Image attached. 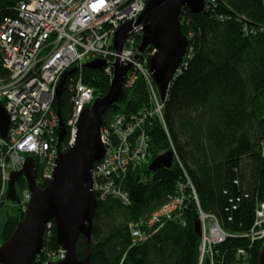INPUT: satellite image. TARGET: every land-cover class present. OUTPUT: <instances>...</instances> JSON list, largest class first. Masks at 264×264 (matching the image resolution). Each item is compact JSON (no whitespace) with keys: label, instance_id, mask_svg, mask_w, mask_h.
Instances as JSON below:
<instances>
[{"label":"trees","instance_id":"trees-1","mask_svg":"<svg viewBox=\"0 0 264 264\" xmlns=\"http://www.w3.org/2000/svg\"><path fill=\"white\" fill-rule=\"evenodd\" d=\"M5 3L0 5L1 21L11 15ZM180 18L192 56L164 100L166 129L158 117L146 126L150 162L129 172L123 182L130 205L117 199L98 202L90 243L83 235L77 242L80 259L91 249V264H260L262 242L252 244L239 235L252 227L257 202H264V0H216L213 10L200 14L182 7ZM82 75L96 97L110 90L104 71L85 65ZM67 84L54 103L65 124L71 113ZM150 107L146 81L140 77L132 87L124 86L118 103L105 114L103 127L116 115L133 116ZM68 139L69 134L62 148ZM170 150L175 154L172 167L150 171L152 160ZM34 160L38 184L44 189L48 181ZM188 179L202 210L215 215L232 236L201 262L202 235L195 230L198 207L191 199L180 217L165 223L148 241L133 245L129 224L149 219ZM16 186L27 187L24 175ZM23 218L24 210L17 206L7 217L0 244ZM59 248L52 221L35 264H45L49 252ZM240 249L246 250L245 257L238 255Z\"/></svg>","mask_w":264,"mask_h":264},{"label":"built area","instance_id":"built-area-1","mask_svg":"<svg viewBox=\"0 0 264 264\" xmlns=\"http://www.w3.org/2000/svg\"><path fill=\"white\" fill-rule=\"evenodd\" d=\"M3 2L7 3L11 15L0 21V104L9 116L10 125L7 136H0V208L10 202L7 192L11 175L23 169L28 158L39 162L43 180L49 182L52 178L58 155L59 117L54 103L60 80L66 72L75 71L72 74H76L75 77L70 75L65 83L66 87L68 81L72 107L66 125L70 136L68 147L64 146L66 150L73 144L83 112L91 108L97 98L95 90L83 83L82 75L86 63L96 59L107 63L103 71L111 82L113 64L117 60L130 65L124 86L130 88L142 77L149 92V109L133 116L116 115L109 126H102L105 155L93 169V191L98 202L117 199L123 205H130L123 182L129 172L150 162L151 140L146 126L152 118L158 117L166 129L165 99L150 71V61L156 50H146L139 55L144 26L137 22L149 1L0 0V5ZM215 7L216 0H205L203 11L209 12ZM127 23H132V29L118 53L114 38L118 29ZM191 52L188 53L187 48L174 78L187 67ZM61 150L64 151L62 145ZM17 192V206L25 211L31 198L28 185ZM196 193L189 179L181 182L176 194L149 219L130 223L133 245L148 241L165 223L180 217L189 200L198 201ZM198 214L202 233L207 231L206 221L210 222L212 238L206 240L207 236L202 235V261L203 256L209 254L205 252L207 246L213 248L232 235L221 228L215 215L205 213L200 204ZM51 227L52 224L47 229ZM239 236L252 244L262 242L264 247V202H257L252 227ZM238 255L245 257L247 252L240 249ZM66 256L67 251L60 247L49 252L45 264L63 261Z\"/></svg>","mask_w":264,"mask_h":264},{"label":"water","instance_id":"water-1","mask_svg":"<svg viewBox=\"0 0 264 264\" xmlns=\"http://www.w3.org/2000/svg\"><path fill=\"white\" fill-rule=\"evenodd\" d=\"M187 7L194 14H200L205 0H149L146 10L137 24L144 26L139 55L149 47L156 52L150 61V71L159 89L161 97L166 99L174 75L181 66L187 52L189 41L182 32L181 10ZM132 29V23L121 26L114 38L115 50L120 53ZM92 69L103 71L107 63L96 59L86 63ZM114 77L110 90L104 96L97 97L91 108L85 109L78 124L73 144L63 152L61 145L67 136V128L58 109L59 137L58 155L52 178L46 188L37 181L36 163L28 158L23 169L11 175L7 199L19 202L16 189L17 179L24 175L31 198L28 201L24 218L18 223L8 240L0 246V264H35L44 250L45 231L52 224L56 226L57 240L61 248L67 251L63 261L51 264H91L92 251L89 248L84 258L77 254V242L81 235L90 243L98 200L93 191V169L95 163L105 155L101 140L103 119L108 109L117 104L124 92V82L130 65L119 60L113 64ZM75 71L66 72L60 80L57 90L59 102L65 89L66 79ZM10 125L9 116L0 104V136L6 137ZM175 154L170 150L152 160L149 169L171 168ZM201 236V222L195 225ZM260 264H264V247L260 253Z\"/></svg>","mask_w":264,"mask_h":264},{"label":"rangeland","instance_id":"rangeland-1","mask_svg":"<svg viewBox=\"0 0 264 264\" xmlns=\"http://www.w3.org/2000/svg\"><path fill=\"white\" fill-rule=\"evenodd\" d=\"M155 49V48H154ZM156 52V51H155ZM71 109H72V107H71ZM102 130V129H101ZM70 137V136H69ZM69 140L70 139H68V142L65 144V146L66 147H68V145H69ZM63 145V144H62ZM68 149H66L65 150V147H64V151L63 152H66ZM44 181H46V180H44ZM20 191V190H19ZM197 192V191H196ZM197 194V193H196ZM197 196H198V194H197ZM198 202H199V197H198V201L196 200V204H197V207L199 206V204H198ZM166 204V203H165ZM17 207V203H14V202H8L6 205H4L1 209H0V243H1V237H2V233H3V227H4V224H5V222H6V220H7V217H8V215H14L15 214V208ZM199 215V214H198ZM210 225V222H208V221H206V227H207V231H206V233H202V235H205V236H207V238L208 239H206V240H209V239H212L211 238V235H210V229H211V227L209 226ZM221 228H223V227H221ZM224 229V228H223ZM228 235H229V233L227 232V231H225ZM208 243V242H207ZM0 246H1V244H0ZM201 249H203V245H201ZM214 249V246H213V248H209V246H207V248H206V250H205V252H209V254H205V256H203V260L205 259V257L206 256H211L210 255V252H211V254H212V250ZM201 251V250H200ZM201 256H202V254L200 255V259H201ZM203 260L201 261V262H203Z\"/></svg>","mask_w":264,"mask_h":264},{"label":"bare ground","instance_id":"bare-ground-1","mask_svg":"<svg viewBox=\"0 0 264 264\" xmlns=\"http://www.w3.org/2000/svg\"><path fill=\"white\" fill-rule=\"evenodd\" d=\"M1 21V20H0Z\"/></svg>","mask_w":264,"mask_h":264}]
</instances>
